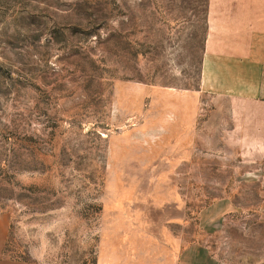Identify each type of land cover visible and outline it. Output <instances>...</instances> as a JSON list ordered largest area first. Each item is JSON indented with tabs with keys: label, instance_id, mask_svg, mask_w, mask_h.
I'll list each match as a JSON object with an SVG mask.
<instances>
[{
	"label": "rangeland",
	"instance_id": "374dc122",
	"mask_svg": "<svg viewBox=\"0 0 264 264\" xmlns=\"http://www.w3.org/2000/svg\"><path fill=\"white\" fill-rule=\"evenodd\" d=\"M207 10L0 0V264H264V159L198 97Z\"/></svg>",
	"mask_w": 264,
	"mask_h": 264
},
{
	"label": "crops",
	"instance_id": "0c3cea01",
	"mask_svg": "<svg viewBox=\"0 0 264 264\" xmlns=\"http://www.w3.org/2000/svg\"><path fill=\"white\" fill-rule=\"evenodd\" d=\"M198 97L212 101L213 131L229 134L241 159H264V0H208ZM171 98L169 143L183 153L191 148V127L184 122L190 121V97Z\"/></svg>",
	"mask_w": 264,
	"mask_h": 264
}]
</instances>
